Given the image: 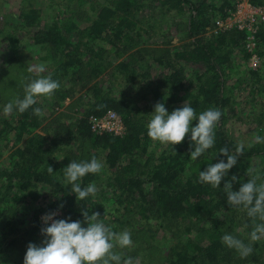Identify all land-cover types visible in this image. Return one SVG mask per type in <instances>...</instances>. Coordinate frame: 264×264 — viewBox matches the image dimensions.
Returning a JSON list of instances; mask_svg holds the SVG:
<instances>
[{"label":"trees","instance_id":"trees-1","mask_svg":"<svg viewBox=\"0 0 264 264\" xmlns=\"http://www.w3.org/2000/svg\"><path fill=\"white\" fill-rule=\"evenodd\" d=\"M67 1L77 7L82 0ZM146 1L109 0L108 5L91 9L93 14L95 12L92 19H85L82 14L75 16V10L66 9L68 15L65 16L64 11H60L41 28L38 10L21 7L14 19L13 31L31 33V50L40 55L39 60L46 63V71L42 75H51L65 89V92L55 91L51 98L53 105H58L64 98L75 93L69 90L83 89L90 81L95 82L83 120L71 127L75 141L81 142L86 150L84 153L75 152L73 159L63 155L59 160L56 156L57 146H45L44 139L36 137L30 138L23 148H15L9 161L0 164V250L2 249V256H6L9 251L12 264H23L27 250V246L22 245L23 242L41 246V229L45 227L39 223L41 215L59 209L61 217L57 219L83 221L84 211H88L89 215L100 214L104 206L111 202L117 208L121 207L127 215L136 214L144 220L152 219L159 228L160 221H167L162 225L185 223V232H192L191 227H194L200 233L191 239L184 235L170 246L163 258L167 264H242L255 262L264 252L261 247L254 251L257 245H252V254L241 258L235 249L228 248L222 242L225 234L235 237L234 233L241 229L244 233L236 238L243 240L245 244L250 243L249 234L254 222L246 212L227 205L223 185L235 176L237 180L233 182L232 190H239L243 183L239 175L249 160L258 158L264 163V142L251 144V147L244 146L243 155L238 158L219 187L213 188L199 181L200 171L221 160L226 162V157L219 155L222 147L227 146L230 151H234L238 145L225 129V110L231 102L225 68L229 67L236 54L242 56L245 63L249 58L245 33L232 29L219 32L215 37L211 35V40L200 36V33L211 29L215 12L226 15L225 11L231 8L228 0H213L211 3H207V0H160L159 6L165 12L174 10L185 14L186 9L185 26L191 42L186 49L154 59V64L163 75L161 74L160 82L145 94H150L156 103L163 102L169 114L186 102L197 116L209 108H216L221 110L222 117L214 130L213 147L197 160L190 158V151L194 148L190 135L179 145L173 146L175 153L171 151L170 145H166L155 156L156 148L162 145H154L147 136V123L151 113L142 112L130 97L122 93L113 94L114 89L126 81L129 84L136 83V78L131 73L135 64L128 63L127 60L136 61L137 58L128 54V59L114 63L111 52L116 47L119 48L115 53L119 57L120 54L133 51L140 44V34L135 30L139 21L137 12L150 6ZM249 2L257 6L264 5L263 0ZM32 28L34 32L29 31ZM5 37L10 66L3 69V78L8 76L10 86L15 89L29 80L28 69L24 68V63L28 64V60L20 59L24 49L16 34L9 31ZM101 42H106L109 47H103ZM256 44L255 53L261 60L264 57L263 26L260 27ZM16 60L17 66L14 67ZM149 65L153 66L151 63ZM261 65L260 61L258 68ZM191 66L194 69H189ZM143 67H147V70L142 72V79L147 77L148 69L151 71L148 65ZM108 68L111 69L110 80L101 81ZM258 68L252 70L248 66L246 72L256 79L252 87L256 85L257 89L264 92V82L261 83L262 75ZM18 77L20 78L17 79ZM37 78L39 77L35 74L29 82ZM65 82L69 83V88H65ZM23 88L18 91H22L20 94L24 96ZM34 109L35 105L20 114L14 108L10 119L16 118V124L10 119L0 118V141L5 134L12 132L16 144L29 130L36 129L39 121ZM107 110L120 115L125 126L123 136L106 133L96 135L90 131L88 117L101 116ZM195 124L196 121H193L192 126ZM62 127L68 130L67 126ZM71 134L68 132V135ZM37 142L38 146L35 148ZM1 151L0 147V156ZM93 157L103 164L102 171L88 174L79 182L82 188L94 184L96 193L78 203L70 191L71 186L65 185L64 168L70 162L89 161ZM48 166L52 167L53 172H48ZM258 181L264 182V177ZM102 217L100 216V220L106 226L110 225ZM116 222L124 224L123 221ZM23 224L24 228L19 229L18 226ZM148 226L150 229L147 231L152 232L154 225ZM24 237L31 240H24ZM15 244L21 248V253L11 256Z\"/></svg>","mask_w":264,"mask_h":264},{"label":"rangeland","instance_id":"rangeland-1","mask_svg":"<svg viewBox=\"0 0 264 264\" xmlns=\"http://www.w3.org/2000/svg\"><path fill=\"white\" fill-rule=\"evenodd\" d=\"M192 1L196 2L201 0ZM212 1L213 0H207V3H211ZM159 2L160 0H147L146 3L150 6H145V8H141L137 12L139 21L136 23L137 27L135 30L140 34V44L133 51H127L120 54L119 57L115 56V53H117L116 50L119 48L116 47L112 50L113 52H111L114 63L128 59V54L137 58L136 61L131 59L127 60L128 63L131 62L137 65H134L131 72L136 78V83L129 84L126 81L124 84L119 85L117 89H114L113 94L120 95V93H122L126 97L132 98L134 104L145 113H152L154 111V106L157 104L150 94L145 93L160 82L159 80L162 77V72L157 69V65L154 64V59L166 57L173 52L186 49L191 42L185 26L187 17L186 9L184 12L185 14H179V12L174 10L165 12L164 9L160 8ZM108 4L109 0H82L77 7H74L67 0H0V118L10 119V115L4 114L3 109L5 105L23 98V95L20 94L22 91L20 92L18 89L25 88V85L29 83L36 74L34 71H29V69L37 64H46L45 61L39 60L38 57H40V55L34 52V50H31L33 46L31 33H26L22 30L13 31L14 19L18 16L21 7L38 10L40 12L41 18L39 21V28H41L44 26V23L49 21L60 11H64L66 16L69 14L66 12V9H73L75 10V16L82 14L83 18L92 19L95 16V12L93 14L91 9H98ZM216 14L218 13L215 12L213 18ZM9 31L15 33L20 40V45L22 49H24L23 56L20 59L28 60V64L24 63V68L28 69L27 72H29L30 75L26 83H22L15 89L10 86L8 76L3 78V69L10 66L8 63L10 60L9 52L6 50L5 41V34ZM29 31L34 32L35 30L32 28L31 30L29 29ZM218 33L219 32L215 31L211 26L210 30L208 29L205 33H200V36H205L211 40V35L215 37ZM101 45H103V47H109L106 42H101ZM248 59L245 63L242 56L236 54L232 57L229 67L225 68L226 85L229 90L228 95L231 101L225 110L227 118L225 129L236 144L243 142L245 147L249 146V144H255L254 137L259 135V133V136L264 138V92H261L260 88L257 89L256 85L252 87L256 79L251 78V75L246 72L249 64ZM260 61L262 65L258 69L261 70V83H263L264 57ZM150 63L153 65L152 67H150ZM145 64L149 66L151 71L148 69L147 77L142 79V72L147 70V67H143ZM13 66H17V60ZM192 68L194 69V66H191L189 69ZM110 70L109 68L106 70L104 73L106 76L104 79H101V81L110 80ZM19 78L20 77L17 79ZM75 78L78 79L79 77ZM94 82L95 81H90V84L83 89L69 90V92L75 91V93L64 98L58 105H53L51 100L52 97L50 99L42 98L37 105H35V108H40L43 113L42 115L36 114V118L39 121L38 127L29 130V133L25 134L21 141L16 144L12 132L5 134L0 141V147L2 149L0 164H5L9 161L10 154L15 148H23L30 138L36 137L43 138L45 146H57L56 156L59 160L63 158V155H67L73 159V154L75 152L78 153L80 151L84 153L86 150L83 148L81 142L75 141V134L72 132L71 127L75 124H79V121L83 120L86 110L88 109V100L92 97V85ZM69 86V83L65 82V88H69ZM58 90L65 92V89L62 87ZM10 120H12L13 124L17 122L16 118ZM63 125L67 126L68 130L63 129ZM68 132L72 134L68 135ZM37 146L38 142L35 143V148ZM165 147L166 145H162V147L156 148L155 156H158ZM240 173L241 175H239V178L243 183L245 179L248 181L253 175L257 174H259L262 179L264 177V163L258 158H252L249 160L244 171ZM259 182L260 181H257V183ZM45 193L47 192H43V194ZM10 195H12V193ZM56 211L57 210H53L52 212ZM99 215L103 216L102 219H106V222L110 224L108 226L114 231L121 232L128 230L131 233L132 246L123 250L117 249V251H120L124 258L131 257L137 260L138 264H167L163 258L164 255L168 253L170 246H173V244L184 235L191 239L196 237L199 233L194 227H191L192 232H185V223H181V225L170 223H167L168 225H162L167 221H160L161 229L158 227V224L152 222V219L144 220L141 216H137L136 214L127 215L121 207L117 208L112 202L109 205L106 204ZM60 217L61 212L59 210L58 215L54 217V219ZM116 221H123L124 224L119 225ZM178 222L179 221H176V223ZM39 223L45 226L40 220ZM148 224L154 225L152 226V232L151 230L150 232L147 231V229H150ZM170 226L171 228H168ZM18 228H24V224L23 226L19 225ZM241 233H244V230L240 229L239 232L236 231L234 233L235 237ZM25 239L27 241L31 240V238L24 237V240ZM21 243L22 242L19 240V244ZM250 243L252 245H257L254 251L258 250L260 247L264 250V238L255 242L250 241ZM22 245L27 246V242H23ZM1 251L2 249L0 250V264H12L9 251H7L8 253L6 256H2ZM20 253L21 248L15 244L14 253L11 256H17ZM242 264H264V252L258 259L256 258L255 262H243Z\"/></svg>","mask_w":264,"mask_h":264},{"label":"clouds","instance_id":"clouds-1","mask_svg":"<svg viewBox=\"0 0 264 264\" xmlns=\"http://www.w3.org/2000/svg\"><path fill=\"white\" fill-rule=\"evenodd\" d=\"M212 27L214 28L213 24ZM29 71H34L39 78L25 85L22 99L5 105L3 109L5 115H11L14 108L22 114L42 98L50 99L60 88V83L51 75H42L46 71L45 64L34 65ZM34 111L37 115L43 114L40 108H35ZM150 117L147 136L154 145L156 143L170 145L171 151L175 153L173 146L179 145L186 136L190 135L191 144L194 146L190 151V158L195 161L213 147L214 130L219 126L222 112L216 108H209L197 116L195 110L185 102L181 108L169 114L164 103L160 102L154 106ZM193 121H196L195 126H192ZM254 142H264V138L257 135L254 137ZM251 146L249 144V147ZM243 151V142H240L234 151H230L227 146L222 147L219 155L226 157V162L221 160L200 171L199 181L213 188L219 187L229 170L243 155ZM102 168L103 164L95 157L89 161L70 162L64 168L65 185L71 186L70 191L75 195L78 203L96 193L94 184L82 188L79 181L88 174L100 173ZM48 172H53L51 166H48ZM260 179L259 174L253 175L251 179L240 185L238 191L232 190L233 182L237 180L235 176L223 185L227 205L246 212L254 222L249 234L251 242L264 238V182L258 184L257 181ZM60 207L62 208L63 205ZM58 212L59 209L41 217L45 225L41 229L43 236L41 246L29 243L23 264H138L137 260L131 257L124 258L122 253L117 251L132 246L131 233L128 230L114 231L100 220L99 213L89 215L88 211H84L83 221L69 222L68 219H54ZM222 242L228 248L235 249L241 258H246L253 252L251 243L245 244L243 240L230 234H225Z\"/></svg>","mask_w":264,"mask_h":264},{"label":"built area","instance_id":"built-area-1","mask_svg":"<svg viewBox=\"0 0 264 264\" xmlns=\"http://www.w3.org/2000/svg\"><path fill=\"white\" fill-rule=\"evenodd\" d=\"M228 2L231 8L225 11V16L217 14L213 20L214 29L218 32L232 29L244 32L246 48L250 54L248 66L256 70L260 65V58L255 53L256 41L260 27L264 25V5L257 6L249 0H228ZM87 124L90 131L96 135L106 133L112 136H123L125 134V126L120 115L112 110H107L101 116H89ZM41 217L40 221H42Z\"/></svg>","mask_w":264,"mask_h":264},{"label":"crops","instance_id":"crops-1","mask_svg":"<svg viewBox=\"0 0 264 264\" xmlns=\"http://www.w3.org/2000/svg\"><path fill=\"white\" fill-rule=\"evenodd\" d=\"M263 28H264V25H263Z\"/></svg>","mask_w":264,"mask_h":264}]
</instances>
